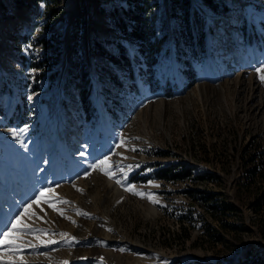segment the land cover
Masks as SVG:
<instances>
[{
	"label": "rangeland",
	"instance_id": "374dc122",
	"mask_svg": "<svg viewBox=\"0 0 264 264\" xmlns=\"http://www.w3.org/2000/svg\"><path fill=\"white\" fill-rule=\"evenodd\" d=\"M221 1L213 12L193 0L211 28L204 53L188 44L177 59L166 42L170 55L150 54L136 86L95 50L134 48L100 12L114 0H0V231L29 204L20 224L33 230L17 234L19 255L2 259L233 264L249 247L264 255V0ZM162 14L180 28L167 0L152 18ZM74 61L80 74L66 81ZM169 166L192 176L158 178Z\"/></svg>",
	"mask_w": 264,
	"mask_h": 264
},
{
	"label": "trees",
	"instance_id": "16d2710c",
	"mask_svg": "<svg viewBox=\"0 0 264 264\" xmlns=\"http://www.w3.org/2000/svg\"><path fill=\"white\" fill-rule=\"evenodd\" d=\"M167 1L170 16L180 25L176 30L170 31L165 26L167 22L165 14L157 20L152 18L158 0H114L107 7L100 8V12L108 18L112 27L134 48L130 53V48L122 42H117L119 51L116 54L108 52L102 44H97L95 50L115 64L126 67L134 78L136 86L141 83L140 67L148 63L150 54L156 57L163 53L170 55L167 44L172 43L177 59H180L182 50L187 48L188 44L194 46L193 55L204 53L205 31L211 29L205 16L198 11L193 0ZM200 2L207 10L213 12H218L220 5L223 4L221 0H200ZM73 65L74 68L67 75L66 81H75L80 74L78 62L74 61ZM191 176V172L178 166H169L157 172L158 178L172 181L184 180ZM189 264H207V262L196 261ZM233 264H264V255L255 247H249Z\"/></svg>",
	"mask_w": 264,
	"mask_h": 264
},
{
	"label": "snow or ice",
	"instance_id": "6c2138e0",
	"mask_svg": "<svg viewBox=\"0 0 264 264\" xmlns=\"http://www.w3.org/2000/svg\"><path fill=\"white\" fill-rule=\"evenodd\" d=\"M256 71L259 73L261 71L260 68H257ZM261 79L264 80V76H261ZM108 164V158H105L99 162L98 165H94L93 167H100L102 170L104 169V166ZM106 174H108L106 172ZM119 183V181H117ZM131 190V189H129ZM40 196H43V191L40 192ZM39 199V197H37ZM35 203V201H33ZM63 203H68V201H63ZM31 205H26L23 209V212L18 214L13 222H11L10 225H8L4 230L0 231V264H17L15 260H4L2 257L4 255H19V253L23 250V245L20 243H17V241L20 239L18 233H23L25 235L31 233L33 230L28 228L26 224L21 225V217L28 212ZM62 214V213H61ZM82 214V213H81ZM37 231H44V230H37ZM62 236H67L66 233H61ZM74 239V238H73ZM48 243H56V241H49ZM33 248H35V245H32ZM20 264H26V262L21 261ZM66 264V262H65Z\"/></svg>",
	"mask_w": 264,
	"mask_h": 264
},
{
	"label": "bare ground",
	"instance_id": "6f19581e",
	"mask_svg": "<svg viewBox=\"0 0 264 264\" xmlns=\"http://www.w3.org/2000/svg\"><path fill=\"white\" fill-rule=\"evenodd\" d=\"M117 195V196H116ZM121 196H122V193L119 191V187L118 186H116V194H115V198L113 199V201H112V203H117L118 202V199H120L121 198ZM111 205V204H110ZM109 205V206H110ZM109 211V210H108ZM101 212V211H100ZM103 245V244H102ZM136 248H139V247H136ZM146 259V258H145ZM141 260L143 261V262H145L146 260H144V258L142 259L141 258ZM152 264V263H151Z\"/></svg>",
	"mask_w": 264,
	"mask_h": 264
}]
</instances>
